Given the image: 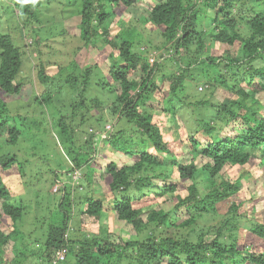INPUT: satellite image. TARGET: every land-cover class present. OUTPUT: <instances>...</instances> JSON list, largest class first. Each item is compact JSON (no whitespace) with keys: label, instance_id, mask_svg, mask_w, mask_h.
I'll list each match as a JSON object with an SVG mask.
<instances>
[{"label":"trees","instance_id":"16d2710c","mask_svg":"<svg viewBox=\"0 0 264 264\" xmlns=\"http://www.w3.org/2000/svg\"><path fill=\"white\" fill-rule=\"evenodd\" d=\"M24 16L31 71L25 44L2 30ZM73 16L79 34L61 29ZM152 42L178 64L172 74L161 65L158 83L134 51ZM110 117L118 122L106 138L88 129L108 133ZM5 132L0 264H70L69 255L74 264H264V0H0ZM43 177L57 190L42 193Z\"/></svg>","mask_w":264,"mask_h":264},{"label":"rangeland","instance_id":"374dc122","mask_svg":"<svg viewBox=\"0 0 264 264\" xmlns=\"http://www.w3.org/2000/svg\"><path fill=\"white\" fill-rule=\"evenodd\" d=\"M71 18V17H70ZM3 20L5 21V18H3ZM26 23V22H28L29 23V21H28V19H26V16H24V17H20V20L18 21H16L15 22V24L17 25V24H19V25H17V26H15V24L12 26V27H10L9 29L7 28V23H5V25H4V27H3V31H9V32H12L13 33V36L16 38V40L18 41V43L19 44H25L24 45V48L27 50V52H28V55H29V57H28V59L26 60V63H25V69H27V71H31L32 69H33V67H34V64H36V62H37V58H36V52L34 51V46H35V44L32 46V47H27V45H26V43H25V36L27 35V33H29L30 32V30L29 29H26L24 32L22 31L23 30V27L25 26L23 23ZM78 23H79V19H78V17L76 16V17H74L73 16V18H71V19H67V20H65V22H63V24H62V26H61V29H66V30H70V32H73V33H76V34H79V28L77 27V25H78ZM30 24V23H29ZM33 25H36V24H33ZM16 27H17V29H16ZM22 28V29H21ZM151 28H154V27H151ZM21 29V30H20ZM146 32H148V31H146ZM44 44L45 45H49L50 46V42H46V41H43V43H41V46H40V48L42 49V52H44V54L45 53H47V52H49V51H51V49H48L47 47H44ZM152 45H158V43L157 42H152L151 43ZM219 48H220V46H219ZM134 49L135 50H137L138 48L137 47H134ZM32 53V56H30V54ZM164 55V54H163ZM73 59V58H72ZM58 60V59H57ZM63 60L64 59H62V60H60L59 62H63ZM53 61V60H52ZM95 60L91 57V59H89V62H91L92 64L93 63H95L94 62ZM54 62V61H53ZM69 65V62H68V59H67V66ZM59 66V65H58ZM52 67H51V74H53L54 72L52 71ZM102 70H104V72H107L108 70H107V68L106 67H104ZM65 72V71H64ZM33 81H34V78H33V76H32V78H31ZM37 80V79H36ZM35 80V81H36ZM82 84H79V86H81ZM100 90H99V93L100 94H102V90H101V88H100V86H97ZM165 89H167V86L166 87H164V90ZM35 91L37 92V90H36V87H35V84H34V82L32 83V86H30V89H27V91H26V93H25V99H29L30 97L29 96H31L32 94H35ZM39 93V92H38ZM220 92L219 91H217V94H219ZM216 94V95H217ZM6 94H3L2 96H1V98H3V99H5L6 101H7V97H13V96H5ZM103 95V94H102ZM101 95V96H102ZM253 95L255 96L256 95V93H253ZM258 96L259 97H261V94L259 93L258 94ZM5 97V98H4ZM29 97V98H28ZM235 97V96H234ZM11 99L12 98H9L8 99V101H11ZM9 104H11L12 102H8ZM36 106V105H35ZM38 106V105H37ZM32 107H34V106H32ZM31 107V108H32ZM25 108V107H24ZM27 108H25V110H26ZM92 114H96V112H94V111H92L91 112ZM184 119V118H183ZM118 119L116 118V117H114V118H112V117H110V119L108 118V119H106L105 121V127H107V128H110V129H112V126H113V123H115L116 125H117V121ZM29 122V119L26 121V123H28ZM89 125V124H88ZM88 125H86V126H88ZM46 126V125H45ZM89 128H93V129H95L97 132V134H101L102 135V137L103 138H106L107 136H109L110 135V131H109V133H106L105 131L106 130H104V131H102L100 128L98 129L96 126H94V125H90L89 127H88V129ZM113 128H114V126H113ZM40 129H41V127H40ZM114 130H115V128H114ZM42 131V130H41ZM41 131L39 130H37V131H34L33 133H32V135L35 137V138H37V137H39V138H48L49 140H48V147L49 148H52L54 151L51 153V156L52 157H54V158H58V160L59 161H62L63 160V155H62V153L58 150V148L56 147V144H55V142H54V140H52V139H50L49 137L51 136V134L50 135H48L45 131V135L43 134V132L41 133ZM192 133V132H191ZM49 137H48V136ZM0 137H2L3 139H5L6 138V132L4 133V136L3 135H0ZM8 138V137H7ZM58 147L59 148H62V145L61 144H59L58 143ZM37 152H39V150L37 151ZM42 153V152H41ZM103 154H104V150H102V149H100L99 150V152H98V156H97V160L99 161V162H102V163H105V162H107V160H108V158H102V156H103ZM41 155V154H40ZM116 155H119V154H116ZM96 156V155H95ZM114 157H116V158H119V156H114ZM36 158H39V156H36L35 157V159ZM113 158V157H112ZM122 158H124L128 163H133L134 162V158H132V157H130V156H123L122 155ZM165 159L169 162L170 160H169V156L168 155H165ZM56 164H51L50 166H52V167H54ZM46 169H48V167H46ZM82 173V172H81ZM9 175L11 176L10 177V179H13V181H12V185L14 186V187H16V188H23L22 186H21V184H20V178L19 177H17L16 176V172L14 171V170H12L10 173H9ZM97 176L99 175V174H96ZM70 177H72V179L71 180H74L75 178L73 177V175H71ZM26 180L28 179V176L25 178ZM64 179H66V177H64ZM43 180H44V182H39L38 183V187H42V189L40 190L42 193H44V192H47V193H50V190H52V192L53 191H55V190H57V185L55 184V183H49V182H46V178L45 177H43ZM52 180H53V177H52ZM101 181H103L104 182V179H100ZM69 181H70V179H69ZM70 182H72V181H70ZM77 183V181H74L73 183ZM43 185H45L44 187H43ZM105 189H107L108 191H109V189L108 188H105ZM98 190H101L100 189V187H98ZM42 193H40V195H42ZM262 193V192H261ZM31 197V199H35V196L34 195H32V196H30ZM50 197V196H49ZM53 197L55 198V197H58V195H54V196H52V197H50V198H48L49 200L50 199H53ZM252 197H250L249 198V200L248 201H246V203L243 205V207L240 209V212H244L247 208H249L250 207V205H251V201H250V199H251ZM163 200H164V198L163 199H160V201H158V202H163ZM158 203H156V204H153V202L152 203H147L146 201H143V203L141 204V206H143L144 207V209H150V207L149 206H151V205H153V207H158V205H157ZM165 204V203H164ZM163 205V204H162ZM167 205V203L164 205V206H166ZM172 205H173V203H172ZM51 207H52V205H51ZM31 209H32V206L30 207ZM168 208V207H167ZM47 210V209H46ZM34 211V210H33ZM44 215V214H43ZM32 216H33V214H30V215H28V216H26V218L24 219V221H22L21 223H20V225L26 230V228L28 227V225L27 224H29L30 222H32L33 221V218H32ZM259 218H261L260 216H258ZM110 220H111V218H110ZM114 221H116V220H114ZM105 222H108V220H105ZM103 223V222H102ZM25 225V226H24ZM121 229H122V224L121 223H119V222H115V224H114V230L115 231H117V232H121ZM128 229V228H127ZM127 229L126 230H124L123 231V234H124V236H127V237H129V233H128V231H127ZM37 233V235L39 236V233L38 232H36ZM42 245H43V243H42ZM35 245L33 244V247H34ZM18 257L17 259H19V257H20V254L17 252V253H9V258H12V257ZM72 256L71 255H69V262H70V264H74L73 263V261H72ZM21 260V258L19 259V260H17V262H15L14 264H20L19 263V261ZM23 263L22 264H41L40 262H39V259L38 258H29L28 256H24L23 257ZM61 264H64V263H61Z\"/></svg>","mask_w":264,"mask_h":264},{"label":"clouds","instance_id":"9594fccd","mask_svg":"<svg viewBox=\"0 0 264 264\" xmlns=\"http://www.w3.org/2000/svg\"><path fill=\"white\" fill-rule=\"evenodd\" d=\"M252 12L249 11V15H253L254 12L253 13ZM202 13H206V12L204 11ZM205 15L207 16V14H204V16ZM179 35H181V33ZM26 39H28L29 41L32 40L31 37H27ZM158 46L159 45H152L151 43H145V44H141L140 48H138L137 50L134 49V51L138 52L136 55L141 59V62L142 63L147 62L148 65H147V68H146L147 71H145V75L149 74L150 75V80H151V71L153 69H155V70L153 71L154 78H152V80L153 79L157 80L158 77L163 76V73L160 70V66L161 65L164 66L165 69L170 74H172L173 72H175L178 69L177 62L176 61H172L170 59L171 55L169 54V50H168L170 47L166 46V47L158 48ZM157 83H158V80H157ZM169 85L170 84L166 85L167 88H169ZM157 91H160V90L158 89ZM106 129L111 132V131H113L114 128L112 126V129L107 128V127H106ZM79 171L80 170L77 169L76 172L73 173V177L75 179L79 176V173H78ZM61 260H64V259H61Z\"/></svg>","mask_w":264,"mask_h":264},{"label":"built area","instance_id":"2783aa9c","mask_svg":"<svg viewBox=\"0 0 264 264\" xmlns=\"http://www.w3.org/2000/svg\"><path fill=\"white\" fill-rule=\"evenodd\" d=\"M64 257H65L64 253L63 252H60V259H63Z\"/></svg>","mask_w":264,"mask_h":264}]
</instances>
